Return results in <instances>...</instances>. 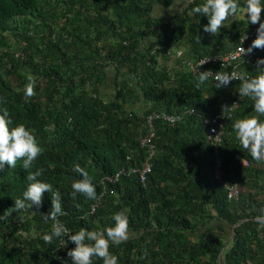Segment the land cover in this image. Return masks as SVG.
Segmentation results:
<instances>
[{"label": "trees", "instance_id": "1", "mask_svg": "<svg viewBox=\"0 0 264 264\" xmlns=\"http://www.w3.org/2000/svg\"><path fill=\"white\" fill-rule=\"evenodd\" d=\"M201 2L184 4L164 20L151 11L154 5L169 7L171 0H0V104L9 109L13 124L34 131L43 148L31 169L22 168V159L0 169V213L11 212L0 220V264H71L67 250L74 242L41 239L51 228L43 219L51 191L45 190L39 206L11 208L28 184L27 172L36 168L43 169L38 179L59 190L66 212L60 220L73 231L108 225L112 213L127 210L135 237L110 245L119 264H264V226L254 219L264 208V168L253 167L261 161L242 148L232 130L236 118L255 114L252 100L240 97V81L219 89L208 81L198 85L195 71L167 53L181 47L193 62L224 55L258 24L238 17V11L219 33L205 32L207 17L190 14ZM52 23L48 37L44 29ZM9 35L23 44L19 51L8 45ZM260 56L264 48H255L254 58L238 70L255 75ZM109 67L115 71L116 94L105 103L100 90ZM207 69L229 71L219 62L198 71ZM29 76L35 78V95L26 97ZM142 100L152 107L132 109ZM235 101L220 142L211 144L205 119ZM152 112L180 120L155 123L154 156L148 160L139 141ZM216 159L220 180L214 178ZM75 163L92 175L95 200L70 194L71 181L80 177ZM145 163L150 172L142 183L139 172L130 171ZM118 171L125 173L115 180ZM224 184L237 185L238 196L228 198ZM213 222L227 223L232 235H214Z\"/></svg>", "mask_w": 264, "mask_h": 264}, {"label": "clouds", "instance_id": "2", "mask_svg": "<svg viewBox=\"0 0 264 264\" xmlns=\"http://www.w3.org/2000/svg\"><path fill=\"white\" fill-rule=\"evenodd\" d=\"M180 1L181 8L184 4L193 3V0ZM262 9H264V0H244L243 4L240 3V0H202L201 3L193 4L190 14L196 16L199 13L200 16L207 17V23H204L202 28L205 32L212 34L219 33L221 25H225V21L230 16L236 15L238 11L248 23L258 24L256 37L247 48L242 47L236 54L243 57L246 53H252L255 48H264ZM196 22H199V19ZM245 36L246 34L243 39ZM171 48L183 50L181 47ZM177 55H182V51ZM208 59L209 56L200 60L199 64H204ZM255 63L257 65L255 75H251L247 71L213 72L211 69L203 71L194 69V71L198 85L208 81L214 89L226 87L232 80L240 81L237 89L239 95L251 98L255 114L236 118L232 122V130L239 144L250 153L254 160L264 161V56L257 57ZM28 81L24 87V95L31 97L35 95V78L29 76ZM0 100H3V97H0ZM104 102L107 103L108 100L105 99ZM42 151L43 148L38 143L34 131L24 123L13 124L9 109L0 104V169L5 167V163L9 167H15L18 159H22L23 169H31L33 162ZM73 169L80 174V177L71 181L72 191L70 194L75 197L81 193L85 197L95 200L97 186L93 183L92 175L79 163H75ZM42 173V168L27 172L28 184L24 188L22 196H18L14 200L12 210L29 209L33 208V205L39 206L45 190L51 191V208L46 214H43V219L46 222L51 221V228L42 233L41 239L46 243H51L55 238H60L64 245L68 241L74 242L75 246L67 250V255L71 257V264H93L94 259H102V264H119V257L110 251V245H119L129 238L127 210L121 209L112 213L111 220L113 222L108 225L98 228L81 226L78 230L73 231L60 220V217L66 215V212L62 206L59 190L52 191L53 185L50 182L38 179ZM260 211L262 214L255 216L254 219L259 225L264 226V208ZM8 215H11V212L0 213V220H5ZM64 262L68 264V261Z\"/></svg>", "mask_w": 264, "mask_h": 264}, {"label": "built area", "instance_id": "3", "mask_svg": "<svg viewBox=\"0 0 264 264\" xmlns=\"http://www.w3.org/2000/svg\"><path fill=\"white\" fill-rule=\"evenodd\" d=\"M257 35V27L253 28V30L246 34L245 39H243L244 35L239 39V45L236 46L235 49L227 52L224 55H210L209 59L202 65L199 64V61L206 58L203 57L201 59L196 60L193 62L190 59L184 58V52L182 49H176V48H170V50L167 52L171 55V57H175L176 59H182L183 63L190 67L192 71L197 70L199 67H202L207 64H214L216 62H219L222 66H224L226 69H229V72L231 71H239V65L241 63H249L255 56V49L252 53H246L244 56H237L236 54L239 52V50L244 47L247 48L248 45L251 43V41L256 37ZM243 39V40H242ZM246 43V46H245ZM182 51V55L178 56L177 53ZM235 57V58H234ZM239 81V80H234ZM227 108L221 109L218 114H215L213 118L205 119V124L208 125L207 130V139L210 141L211 144H216L220 142L223 125L225 123L224 118L227 115V118L231 116V112L237 108V101L233 102L232 105L226 106ZM193 111H190L189 114H193ZM180 120L179 115H170L168 113H151L146 117V127H147V133L145 136H143L139 143L142 148H146L147 154H148V160L154 156V146L152 144V139L154 137V123L157 121H162L164 123H175L176 121ZM240 164L245 166L247 165L246 161H240ZM130 172H139L140 180L142 183L145 182V175L150 172V165L149 163H145L143 168L139 171L132 169ZM121 173H125L123 171H118V173L113 177L115 180H117L120 177ZM221 177V164L220 160L217 159L215 166H214V178L216 180H220ZM110 181H112V178H110ZM224 186L228 190V198L234 197L236 198L238 194L240 193L241 189L237 185H227L224 184ZM97 206V204H93L91 206V212H93ZM67 239V238H66ZM70 264V263H68Z\"/></svg>", "mask_w": 264, "mask_h": 264}, {"label": "rangeland", "instance_id": "4", "mask_svg": "<svg viewBox=\"0 0 264 264\" xmlns=\"http://www.w3.org/2000/svg\"><path fill=\"white\" fill-rule=\"evenodd\" d=\"M172 3L169 7H164L161 6V12L162 14L160 15V6L159 5H154L152 11H151V15L157 18H161V19H168L170 17H172L174 14L178 13L181 9V1L180 0H171ZM247 15V14H246ZM238 17H242L243 19H245V17L243 15H241L240 13L237 14ZM47 23H49V21H46ZM58 24H60L61 21H56ZM52 27L49 29H44V34H46L48 37L51 36V29L53 27H55L54 23H52ZM9 38V42L8 45H11V47L13 48V50L15 51H19L23 44L16 40L15 38H13L12 36H7ZM115 76V71L112 67H109L106 70V82L104 83V85L102 86L101 90H100V95L102 97V99H107L108 101H111L115 94H116V83L114 81V77ZM119 81V79L117 80V82ZM131 85L134 86L133 82L135 81L133 79V77H130L129 79ZM152 107V104L150 102L147 101H140L138 102L136 105L132 106V109L138 111V112H145L148 109H150ZM254 168H259V169H263L264 168V161H261V163L259 164H253ZM242 191L244 193H247V189L242 187ZM210 228L212 229V233L216 236H223V237H229L232 235V230L231 227L224 222H213V224H211ZM135 237V234L131 231H129V239ZM229 241V240H228ZM227 241V242H228Z\"/></svg>", "mask_w": 264, "mask_h": 264}]
</instances>
